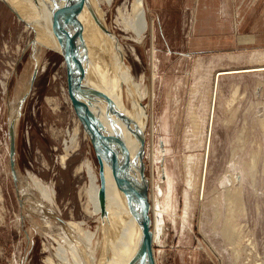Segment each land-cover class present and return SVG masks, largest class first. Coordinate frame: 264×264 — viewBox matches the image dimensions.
<instances>
[{
	"label": "rangeland",
	"instance_id": "obj_1",
	"mask_svg": "<svg viewBox=\"0 0 264 264\" xmlns=\"http://www.w3.org/2000/svg\"><path fill=\"white\" fill-rule=\"evenodd\" d=\"M124 1L129 2L113 0L108 7L91 0L105 35L91 20L94 26L83 29L84 47L89 60L113 70L115 80L108 75L107 82L102 74L99 83L114 92L117 104L135 114L136 104L143 109L155 264H264V5L143 0L149 29L135 41L114 24ZM14 2L0 0V264H45L49 255L56 261L58 222H67L61 224L66 234L71 221L83 220L89 230L97 226L84 211L86 174L76 170L87 159L97 168L98 160L66 89L61 91V56L44 32L35 34L19 20ZM23 8L28 20L31 13ZM247 69L259 71L225 73L215 81L220 71ZM91 72L92 81H99ZM15 113L16 179L8 137ZM135 114L130 116L137 122ZM74 128L79 146L62 165ZM28 172L53 187L51 217L38 209L37 195L23 192ZM104 233L101 264L116 239L110 225Z\"/></svg>",
	"mask_w": 264,
	"mask_h": 264
},
{
	"label": "bare ground",
	"instance_id": "obj_2",
	"mask_svg": "<svg viewBox=\"0 0 264 264\" xmlns=\"http://www.w3.org/2000/svg\"><path fill=\"white\" fill-rule=\"evenodd\" d=\"M55 1L60 10L58 11L59 19L67 31L68 36L71 38L73 43L76 44L75 50L71 49L72 53L70 54V60L79 91L81 95L94 99L96 102L92 107L94 114L104 123L105 128L109 133L118 134L122 137L131 153V157H133L138 149V143L134 135L140 140L144 138L143 131L145 121L143 118V109L142 107L139 108V104H136L137 112L135 114V111L126 110L123 105L120 106L117 104L119 99L117 101L115 100L114 92L108 91L100 84L102 77L108 82V75L111 80H115L113 79L115 75L113 70L107 68L102 61L93 63L87 58L85 50L81 52L80 46L77 45H84V40H87L83 30L86 29L87 26L92 27L96 25L101 33H105L102 29L103 20L100 16L95 14L96 12L98 13V9L93 7L91 0ZM63 1L66 2L65 6H59V4ZM101 2L110 7L113 0H101ZM14 4L18 10L17 12L19 13V20L27 24L35 34L44 32L49 40V43H53L55 47L58 48L57 42L53 38L50 31L49 8L43 4L40 5V0H15ZM24 5H26V8L28 7V10L31 13V17H29L28 20L20 13L23 11ZM122 5V8L117 9L114 24L126 32L128 36L132 37L135 41H142L145 37L147 29H149L144 1L129 0V2H125V4L123 3ZM81 6L84 7L85 10L82 9ZM62 12L65 14H62ZM61 15H63V17ZM91 20H93L94 25H92ZM108 33L106 34L108 36L105 37H109L111 42L114 41L117 43V37H115L112 33ZM104 48L108 49L110 47L105 45ZM118 57H121V53ZM262 69L264 70V68ZM89 70L97 76L99 81H92ZM255 70L258 69L220 71L216 74L217 76L215 81L218 79L219 75H223L225 73ZM118 72L120 75L125 76L124 72L121 73L119 70ZM102 74L103 76L101 77ZM114 82L115 81H112V83ZM134 105L135 103H133V108L130 109H134ZM212 113L213 108H211V114ZM134 114L137 118L140 132L138 130L137 122H134V119L132 118ZM119 115L124 117V121L118 118ZM262 122L264 124V119ZM68 135L70 136L69 141L65 144L64 155L60 159L62 165H65L64 163L69 155V152L79 146L76 143L78 129L74 128L72 134ZM130 141L132 142L131 144L133 145V149L132 145L129 143ZM95 149L98 167L95 168L92 164L93 161L91 162L87 159L81 162V165L76 171L83 170L86 174L88 185L86 189L83 187L86 196L84 211L89 218H94L98 221L97 226L94 230H89L85 221L82 220L77 225V222L71 221L69 223L73 224L71 225L70 234H66V230L63 229L61 224H65L67 222H58L61 226V229L59 230L60 234H58L59 237H57L56 240V244L59 245V249H56L55 247L54 250V256L57 262L52 259L53 256L51 258L49 255L45 260V264H101L98 255L101 250H103L100 247L101 241L108 244L104 233V226L107 227V225L111 226L116 239L112 240L113 243H109L112 247L111 253H113H110V255L107 254L106 257L104 256L102 264H128L136 253L140 240V228L137 222L140 213L138 206L133 205L129 192L130 176L132 177L134 175L131 158L129 157L128 152L119 144H97ZM205 155L204 160L206 163L207 154ZM25 186L26 188L23 189V192L28 191L31 195H37L40 198L39 201L42 207H39L38 209H45L47 214L51 217L54 213L53 207L55 208L56 206L53 187L46 185L31 173L27 175V182ZM230 195L234 196V194ZM229 196L226 197L228 204H230L229 202L233 200L232 198L230 199ZM237 199L239 198L237 197ZM229 208L232 210L230 205ZM230 231L234 234L235 229L231 228ZM156 234V231L152 230L153 242L156 240ZM133 264H140L139 259L135 260Z\"/></svg>",
	"mask_w": 264,
	"mask_h": 264
},
{
	"label": "water",
	"instance_id": "obj_3",
	"mask_svg": "<svg viewBox=\"0 0 264 264\" xmlns=\"http://www.w3.org/2000/svg\"><path fill=\"white\" fill-rule=\"evenodd\" d=\"M40 5L47 6L50 12V31L53 38L57 42L58 48L53 43L48 44L49 47L62 58V67L64 71V84L61 88L66 89L68 101L74 116L78 119L82 130L89 138L91 144L94 147L96 153L97 144H119L124 148L131 158L132 166L134 169V175L129 180V192L133 205H137L139 209V216L137 219L138 226L140 228V240L134 257L128 264H133L135 260L139 259L140 264H155L153 256V240L151 231V217H150V202L148 197L149 184L145 177V165L143 160V143L144 138L141 140L134 135L138 149L133 157L125 144L122 137L118 134L109 133L104 123L94 114L92 107L96 103L94 99L85 97L77 91L75 82V75L70 60V54L72 50H75V43L68 36L67 31L63 27L59 15L58 8L55 0H40ZM80 50H85L84 45H80ZM69 48V49H67ZM72 49V50H71ZM35 75V73H34ZM67 102V101H66ZM18 112V111H17ZM18 113L11 116L8 124V137H9V160L10 171L13 178L16 179L15 170V123ZM124 121V117L119 115L118 117ZM97 156V155H96Z\"/></svg>",
	"mask_w": 264,
	"mask_h": 264
},
{
	"label": "crops",
	"instance_id": "obj_4",
	"mask_svg": "<svg viewBox=\"0 0 264 264\" xmlns=\"http://www.w3.org/2000/svg\"><path fill=\"white\" fill-rule=\"evenodd\" d=\"M258 1H260V3L262 4V5H264V0H258ZM260 6V5H259ZM262 8V7H261ZM256 10H258V8H256ZM261 9H259V11H260Z\"/></svg>",
	"mask_w": 264,
	"mask_h": 264
}]
</instances>
